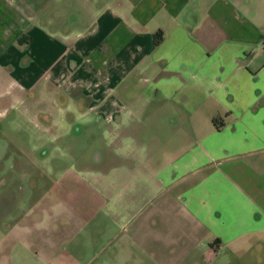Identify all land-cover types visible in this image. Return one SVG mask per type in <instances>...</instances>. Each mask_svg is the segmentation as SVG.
I'll list each match as a JSON object with an SVG mask.
<instances>
[{"label": "crops", "instance_id": "obj_1", "mask_svg": "<svg viewBox=\"0 0 264 264\" xmlns=\"http://www.w3.org/2000/svg\"><path fill=\"white\" fill-rule=\"evenodd\" d=\"M24 103L43 162L92 117L105 167L22 156L0 264H264V0H0V121Z\"/></svg>", "mask_w": 264, "mask_h": 264}, {"label": "rangeland", "instance_id": "obj_2", "mask_svg": "<svg viewBox=\"0 0 264 264\" xmlns=\"http://www.w3.org/2000/svg\"><path fill=\"white\" fill-rule=\"evenodd\" d=\"M4 101V99L1 100V102ZM51 103L52 102L48 101V99H45L44 102H39L41 105H52ZM27 104L28 103H24L23 105L17 104L16 109L10 113L11 117L9 116L0 121V186L6 185L7 189L12 190L18 187L17 184L23 189H26L27 185L31 184V179L28 182L29 177H20V175L26 173L25 167L21 163L22 156H26L30 164H34V170H38L35 173H44L49 169L68 170L71 165L75 164L74 160L77 161L80 157L83 158V163L87 165V167L84 168L97 169L98 167H105L104 164L102 166L90 164L89 157L99 149L94 139H97V136H99L100 132L105 128L103 123L97 124L92 117L87 118L89 120L87 123L82 124L81 127L76 124L81 128L79 130L80 132L76 133L73 130L76 125L72 126V129L67 130L66 135L58 141L60 151L52 152L54 155L51 153L50 157L43 162L41 160L43 150L38 149V144L41 142L39 138L42 136L36 128L31 125L34 124L36 126V123L42 121V117L35 120L33 119L36 123H31V118H27L24 113V107H26ZM74 115L70 113L66 114L65 121L67 124L75 122V120H73ZM47 148L48 147H46V149ZM54 156L56 161L52 160ZM56 165L58 166L57 169L55 168ZM48 166H50V168H47ZM36 178L39 179L38 176H36ZM7 196V193H3L2 199L5 203H10ZM18 200L19 199H17V201ZM221 264H234V257L229 256L224 258Z\"/></svg>", "mask_w": 264, "mask_h": 264}, {"label": "trees", "instance_id": "obj_3", "mask_svg": "<svg viewBox=\"0 0 264 264\" xmlns=\"http://www.w3.org/2000/svg\"><path fill=\"white\" fill-rule=\"evenodd\" d=\"M156 44L158 43V41L155 42Z\"/></svg>", "mask_w": 264, "mask_h": 264}]
</instances>
